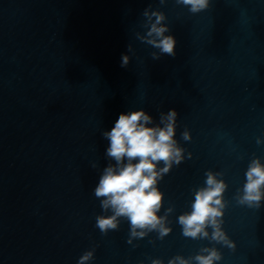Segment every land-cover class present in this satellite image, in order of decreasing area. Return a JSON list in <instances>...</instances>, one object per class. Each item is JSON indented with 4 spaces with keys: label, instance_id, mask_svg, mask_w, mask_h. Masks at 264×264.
Instances as JSON below:
<instances>
[{
    "label": "clouds",
    "instance_id": "9594fccd",
    "mask_svg": "<svg viewBox=\"0 0 264 264\" xmlns=\"http://www.w3.org/2000/svg\"><path fill=\"white\" fill-rule=\"evenodd\" d=\"M209 2L210 0H175L177 5L187 8L192 14L205 11ZM159 3L164 5L166 0H159ZM142 16L145 33L143 36L138 34L137 39L157 50L151 53L152 59L159 60L161 56L175 57L177 40L170 34L166 14L159 9L153 10L149 5L143 10ZM128 51H132L131 45L128 46ZM129 59L128 55L122 54L120 66L126 68ZM177 116V111L170 109L167 113L160 114L158 125L149 126L153 117L144 109L122 112L111 130L103 133L109 142L106 155L115 163L104 169L94 189L103 213H110L95 217V227L101 234L107 235L110 231L118 230L122 219L129 224V244L133 240L143 239L151 232H157L159 239L170 233L171 229L165 226L166 215H158L162 208L163 193L157 185L174 164L178 166L184 160L185 149L175 139ZM181 136L185 141L191 139L187 130ZM256 143H264V139L257 137ZM188 158H191V153ZM218 175L221 174L205 172V186L195 192L191 211L180 215L178 223L186 238H207L209 233L206 229L211 226L213 240L234 247L221 230V221L218 220L223 214L222 194L227 187L223 180L217 179ZM245 181L243 194L237 197V202L249 207H259L264 199V164L260 158H254L249 163ZM201 251L207 255L198 254L188 259L177 255L168 264H192L193 259L196 264H214L221 259L214 248H204ZM94 254L95 249L85 251L77 264H89L94 259ZM151 264L164 262L156 258L151 260Z\"/></svg>",
    "mask_w": 264,
    "mask_h": 264
}]
</instances>
